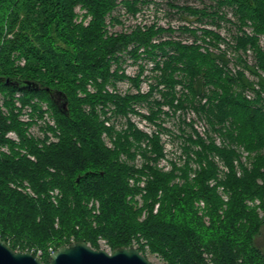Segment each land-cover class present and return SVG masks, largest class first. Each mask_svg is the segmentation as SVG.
Segmentation results:
<instances>
[{
  "label": "trees",
  "instance_id": "obj_1",
  "mask_svg": "<svg viewBox=\"0 0 264 264\" xmlns=\"http://www.w3.org/2000/svg\"><path fill=\"white\" fill-rule=\"evenodd\" d=\"M151 1L0 0V238L15 251L36 255L40 249L44 264L49 246L55 250L73 240L93 248H99L103 240L110 250L135 246L144 256H157L162 264H264V253L254 244L264 225V106L260 91L254 90V82L243 71L235 75L226 71L224 53L217 55L207 47L201 51L196 39L191 44L173 39L153 42L166 30L153 24L144 28L135 24L128 31L109 30L122 24L121 10L114 14L116 10L134 16ZM214 1L213 10L178 6L173 0L167 3L197 21L207 18L215 25L224 19L218 10L230 6L239 21L240 32L233 37L235 48H251L257 68L243 66L255 75L258 70L264 72V39L259 42L260 35L264 38V0ZM245 24L252 25V33L242 30ZM180 29L198 37L196 28ZM201 31V41L210 36L209 43L217 46L218 34L206 28ZM128 46L133 56L139 47L150 57L158 51L165 55L162 82L170 89L185 81L192 96H203L208 87V101L197 110L212 131L250 152V167L240 163L237 175V152L205 142L198 135L195 139L189 136L183 146L186 154L193 150L199 162L193 177L189 176L188 159L182 166L173 163L168 172L148 163L162 156L156 135L149 137L129 127L114 132L113 148L106 147L102 133L111 134L112 129L99 119L95 106L114 104L118 112L125 113L130 101L138 98L103 92L105 84L124 76L111 66L112 62L120 64V53ZM177 74L180 79L175 78ZM26 81L39 89L26 87ZM90 82L96 89L93 93L86 89ZM257 83L264 90L261 77ZM246 88L255 91L253 100L242 95ZM48 90L65 95V110ZM33 99L46 101L52 110L56 127L45 129L54 134L58 130L56 142L46 144L28 135L33 122L20 120L22 108L31 106L37 117L43 112ZM195 145L200 149L194 150ZM137 152L146 162L141 168L131 164ZM212 153L228 167L217 183L223 186L227 200L218 194L217 185H209L216 177V166L208 158ZM123 154L125 160L120 159ZM142 176L146 179L140 187L136 182ZM54 190L58 191L55 201L50 193ZM138 194L141 205L135 198ZM254 199L259 200L258 205L247 204ZM94 200L97 212L89 206ZM200 200L204 203L201 214L196 206Z\"/></svg>",
  "mask_w": 264,
  "mask_h": 264
},
{
  "label": "built area",
  "instance_id": "obj_2",
  "mask_svg": "<svg viewBox=\"0 0 264 264\" xmlns=\"http://www.w3.org/2000/svg\"><path fill=\"white\" fill-rule=\"evenodd\" d=\"M154 2L155 0H152L150 4L144 6L134 16L132 15L131 16L139 18L140 16H142L143 12H145V10L143 9L144 8L148 9V7H152V4H154ZM121 14L123 15L126 13L122 11ZM140 21L141 20H139V22H137L136 24H139L142 28H144L145 25H150V24L155 25V28L161 27L160 25H156L154 23L141 24ZM187 21H189V19H187ZM134 25L135 24H133V26ZM182 26H186L190 28L188 24H182L181 26H179V28H181ZM167 28H171V27H167ZM109 29L111 30V27ZM197 29L198 28H196V30ZM206 29L212 30L214 33L219 35V33L213 29L210 28H206ZM120 31H128V30L120 29ZM120 31H111V32H120ZM182 32H186V31H182ZM245 32L250 34V32L247 31ZM200 35L197 36L200 37ZM157 38H155L153 42H158L159 40H157ZM220 38L221 39L217 42V47H216V45H212L209 43L211 37L206 36L205 37L206 42L203 41L202 42L207 46H203L202 44L200 50L205 51L204 49L205 47H207L209 51L214 52L217 55H219L220 52L224 53L225 57L223 58L226 59V63H227L226 71H228L230 75H235L239 70L243 71L244 76L249 81L254 82L253 84L254 90L260 91L261 102L264 106V90H261L260 85L257 83L260 77L264 81V72L258 70L259 74L255 75L252 74L248 68H245L243 66L244 64H246L250 67L253 66L257 68V66L255 65L256 62L255 57L244 56V55H253L251 48H248L245 51L236 50L235 42L233 39L232 45L235 49L233 53L240 54V56L227 57L226 51L220 50L218 48V45L220 46L219 43L224 42L221 36ZM167 39H172V38H166L162 40H167ZM181 43L191 44L193 43V41L191 43H184L182 41ZM262 43L260 42V44ZM131 50H132L131 46H128L127 50L120 53L121 55L120 64L117 65L115 62H112L111 70L118 68V74H123L124 76L120 79H114L113 81L105 84L103 92H109L119 96L136 95L138 96V98L130 101L129 107L125 113L118 112L114 104L102 105L101 103H99L95 106V111L98 114L99 119L104 123V125L107 128L112 129L111 134H108L106 131L102 133L101 138L106 147L113 148V140L115 139L114 132L116 131L123 132L124 130L129 129V127H131V129L140 130L149 137L156 135L158 137L159 144L162 146V156H160L156 161L150 160L148 163L151 165H153L154 163V165L158 169L164 172H168L171 170L173 163L176 164L177 166H182L184 162L188 159L189 165L191 167L189 176L193 177L195 175V169L200 167L199 162L196 161L194 151L193 150L190 151L189 153H187L188 154L187 155L183 151V146L187 144V139L189 136L195 139V137L198 135L205 142H208L210 140L213 141V143L217 146L231 147L237 152L238 158L234 159V165L236 167L237 175L240 174V167H239L240 163L243 164L246 168L250 167V157H251L250 152L245 150L241 145L231 143L228 139L223 138L219 131L217 130L212 131V129L208 125V122L204 114L197 110L200 106H204L203 104H206L208 101L207 96L208 94H210V90L208 87L205 88L206 95L203 96H199V95L192 96L188 88L186 87L185 81L181 83H175L174 88L170 89L166 83L162 82V65H163L162 62L165 59V55L161 54V52L158 51L156 53V56L150 57L147 55L146 49L144 47H139L136 50V56H133V54L130 53ZM172 51L173 50L170 49L167 53L171 54ZM127 60H131V62L137 63V67H138L137 71L133 72L132 74L126 73V71L123 68V63L126 62ZM217 62L221 63L219 60H217ZM228 64L229 65L232 64V67L228 66ZM180 77L181 76L179 74L175 75L176 79H180ZM98 80L100 81V79ZM123 83L125 84L124 88L118 89V85ZM86 89L88 92L91 93H93L96 90L95 86L91 82L87 84ZM254 90L250 88H246L242 91V95L249 100H253L255 98ZM189 96L192 98V102L188 101ZM149 102L150 105L148 106L147 104ZM16 104L19 106V102H16ZM39 105L43 111L42 117H37V114L33 113L31 106L26 105L22 108L20 114V120H22L23 122H33L28 127L27 130L29 136H32L35 139L44 140L46 144L56 142L58 140V135H57L58 130L56 131V134H54L51 131L45 129L46 128L45 126L56 127L55 120L49 114L45 104L42 105L39 104ZM86 108L89 110V107L86 106ZM263 111H264V107H263ZM188 113H190V116L186 117V114ZM167 118H171L172 120L169 122L167 121ZM178 121L180 122V124L176 128L175 123ZM171 123L175 127L171 125ZM185 126H188L189 130H185L184 129ZM215 127L219 129L220 125ZM179 128L181 129V132L178 130ZM173 129H177L178 132L174 133L173 131H171ZM172 135L180 139L178 143H175L178 144L176 147L177 148L176 151L172 149L174 146V143L172 142ZM13 137L16 138L15 134ZM147 141L148 140H145L141 143L142 147L146 146ZM39 145H41V142L39 143ZM193 149L199 150L200 148L199 146L195 145L193 146ZM173 152L175 153L172 155ZM208 158L211 161H213L216 166V177L209 180V185L214 186L217 185L219 180H221L224 177V174L227 173L228 167L223 161V159L216 153L209 154ZM120 159L125 160L126 156L123 154L120 156ZM143 163L146 162L144 161L142 155L139 152H137L131 164H133L136 168H141ZM145 179L146 176H142L136 183L140 187H142L144 185ZM129 183L133 185L134 179L130 178ZM216 188L221 198L223 200H227V194L224 192L223 186L217 185ZM135 198L138 201V204L141 205L142 202H141L140 194H138ZM247 204L250 205L253 203L248 200ZM196 206L199 208V211L203 209L204 207L203 201L200 200L199 202H197ZM157 208H158V203L154 205L153 212H156ZM52 251L53 250L50 248L49 253H51ZM40 254H41V250L40 249L36 250V255L40 256Z\"/></svg>",
  "mask_w": 264,
  "mask_h": 264
},
{
  "label": "rangeland",
  "instance_id": "obj_3",
  "mask_svg": "<svg viewBox=\"0 0 264 264\" xmlns=\"http://www.w3.org/2000/svg\"><path fill=\"white\" fill-rule=\"evenodd\" d=\"M173 3L178 5V6L190 5V6H194V7H198V8L211 7L210 10H213L212 6L215 5L214 0H173ZM75 10H76V12H78L80 14L83 12L82 10H79L78 8H76ZM143 10H145V12H143V14L141 13L142 16H140L139 18L132 17L131 15L123 14L122 18H121L123 23L122 24H115L114 27L111 26V31H120V29L129 30L130 27L133 26V24H136L137 22H139V20H141L140 21L141 24H143V23L144 24L154 23V24L160 25L161 27L166 29L164 31V33H162L157 38V40L172 38L174 40H180L181 42L183 41L184 43H191L192 41H194L196 39V42L198 44H200V47H201L202 44H203V46H207V45L201 41L200 37L195 38V36L189 32H182L180 30L179 26H181L182 24H188L190 28H198L196 30V35L201 34V29H199V28H210V29L217 31L219 33V35L223 38L224 42H220L219 43L220 46L218 45V48L220 50L226 51L227 57L228 56H232V57L240 56V54H236V53L234 54L233 53V51L235 50L233 45H232L233 37L236 33H239L240 31L238 30L239 21L237 20L235 14H234V11L230 6H224V7H221L219 9L218 13L222 14L224 16V19L218 20V22H219L218 26L215 25L214 23H208V21H206L207 18L203 19V22L195 20L191 15H187V13H183V12L179 11L176 7L170 6L167 3V0H155L154 4H152V7H148V9L144 8ZM119 11L122 12L123 9L116 10L114 14H117ZM187 19H189V21H187ZM167 27H171V28H167ZM169 29H171L172 31H168ZM242 30H245V31L250 32V33L253 32L251 24L243 25ZM263 39H264L263 35H260V42L261 43H262ZM244 56L254 57L253 55H244ZM21 64H22V62H21ZM228 66L232 67V64H230V65L228 64ZM123 68L126 71V73L132 74L133 72L137 71L138 67H137V63L131 62V60H127L126 62L123 63ZM124 86H125L124 83L120 84V85H118V89H123ZM33 101L38 102L41 105L45 104L46 108L48 109L49 114L54 119L52 110L50 109V107L48 106L46 101L37 100V99H33ZM188 101L192 102V98L190 96L188 97ZM150 102L147 104L148 106L150 105ZM190 113L186 114V117H189ZM171 120H172L171 118H167V121L170 122ZM179 124H180L179 121L175 123L176 128L178 127ZM171 125H173V124L171 123ZM184 129L189 130V127L185 126ZM178 130L181 132L180 128ZM178 130L173 129L171 131H173L174 133H177ZM9 134H11V135H9ZM9 134H8L9 137L14 138L16 140V138L13 137L14 136L13 133L9 132ZM179 141H180L179 138L172 135V142L174 143V146L172 149L174 151L177 150L176 147L178 145L175 143H178ZM174 153L175 152H173L172 155ZM30 158L33 159L32 156H30ZM24 191L32 194L29 187H25ZM56 191L57 190L50 192L52 195V199L54 201H55V197L57 196ZM57 193H58V191H57ZM249 201H251L253 203V204H250V206H252V205L256 206L259 203L258 199L249 200ZM256 201H257V203H256ZM89 206H93V212H97L98 202L96 200H94L92 203L90 202ZM258 210H259V208H258ZM198 213L201 214L202 209ZM204 220L207 222V217L204 216ZM254 244L264 253V225L261 226L260 232L254 237ZM99 245H100V248H103L107 251H110L108 246L105 245V243L102 240L99 241ZM50 248H52V246L48 247V251ZM146 258L152 264H162V261L157 256H155L153 254L146 253Z\"/></svg>",
  "mask_w": 264,
  "mask_h": 264
},
{
  "label": "water",
  "instance_id": "obj_4",
  "mask_svg": "<svg viewBox=\"0 0 264 264\" xmlns=\"http://www.w3.org/2000/svg\"><path fill=\"white\" fill-rule=\"evenodd\" d=\"M8 82V80L6 81ZM25 86L39 89L30 81ZM49 91V90H48ZM49 94L57 106L63 111L66 108V97L60 92L50 90ZM78 180V178H76ZM0 264H44L41 259L30 251H20L11 248L0 238ZM47 264H152L135 246H120L110 251L103 248H93L83 241H70L53 250Z\"/></svg>",
  "mask_w": 264,
  "mask_h": 264
},
{
  "label": "bare ground",
  "instance_id": "obj_5",
  "mask_svg": "<svg viewBox=\"0 0 264 264\" xmlns=\"http://www.w3.org/2000/svg\"><path fill=\"white\" fill-rule=\"evenodd\" d=\"M40 258V256H38Z\"/></svg>",
  "mask_w": 264,
  "mask_h": 264
}]
</instances>
